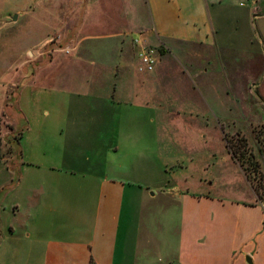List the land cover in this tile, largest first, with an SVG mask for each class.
Masks as SVG:
<instances>
[{"label":"crops","instance_id":"1","mask_svg":"<svg viewBox=\"0 0 264 264\" xmlns=\"http://www.w3.org/2000/svg\"><path fill=\"white\" fill-rule=\"evenodd\" d=\"M238 1L144 0L147 33L136 36L142 44H164L168 50L151 72L138 70L135 44L123 53L75 46L88 55L75 59L72 72L61 68L46 78H25L16 98L23 123L14 118L11 132L17 136L7 145L15 152L0 159L8 171L0 190L9 189L0 191V200L11 193L18 215L9 225L10 236L18 239L10 252L16 264H171L170 200L180 213L176 264H264V209L255 193L246 199L234 190L206 194L182 188L186 176H170V154L161 148L175 111L195 107L203 112L205 127L221 129L222 118L240 110L239 78L264 84V52L251 29L253 13L240 10ZM246 1L264 8L263 0ZM228 6L236 12L222 14ZM177 43L199 44L216 55L171 61L170 46ZM241 43H256L247 73L240 71ZM46 47L65 45L51 41ZM224 49L230 59L217 56ZM175 70L185 76L186 89ZM254 95L264 108V88ZM15 170L17 177H11ZM158 196L167 202L161 212ZM226 212H233L231 222L222 216ZM230 227L235 256L214 240Z\"/></svg>","mask_w":264,"mask_h":264},{"label":"rangeland","instance_id":"2","mask_svg":"<svg viewBox=\"0 0 264 264\" xmlns=\"http://www.w3.org/2000/svg\"><path fill=\"white\" fill-rule=\"evenodd\" d=\"M246 3V0H239L237 6L240 10L253 13L251 29L258 47L264 52V8L257 9L251 3ZM81 8H84L83 13H80ZM235 12L231 6L221 10L222 14ZM15 15L16 18L10 21ZM79 21L80 26L71 37L70 30ZM147 21L144 0H0V159L7 161L15 152V148L7 145L17 136L16 132H11L17 124L14 118L21 119L23 123L20 117L22 113L16 107V98L26 77L46 78L60 72L61 68H64L62 72L66 68L65 72H70V68L75 69V59L88 55L86 52H76L72 49L75 46L83 49L89 46H106L116 48L121 53L130 50L134 45L130 38L136 34L145 36ZM215 23L226 24L219 21ZM101 35L107 37H100ZM51 41L56 44L66 41L65 47L61 50L47 49L46 44ZM152 46L158 50L159 57L168 51L164 44ZM255 50L256 43L248 46L246 43L240 44L237 55L242 73L249 70L248 58ZM208 54L212 60L216 55L199 44L177 43L170 46L171 61L208 60ZM103 55L100 53L99 57L102 58ZM217 56L230 59L231 53L224 49L221 53L217 52ZM175 72L181 87L186 89L185 76L178 70ZM246 76L237 79L244 96L243 101L239 102L241 107L238 115L223 117L220 129L215 125L205 127L204 114L202 111H195V107L192 111H175L173 117H170V135L160 134L162 138L166 137L161 148H166V154H170V176H186L187 181H181L182 188L193 192L200 189L206 194H222L225 190H234L245 194L242 198L246 199L254 192L264 209V108L254 95H260L264 84L252 86ZM192 97L197 98L196 92ZM177 103L175 100L173 106L179 108ZM243 105L249 106V109H243ZM177 108L174 107L175 110ZM230 143L243 144L240 150L244 155L238 156L239 160L232 157L228 148ZM7 176L8 171L0 162V186ZM12 176L17 177V170L11 173ZM7 190L9 189L3 186L0 191ZM11 197V193H5L0 200L5 203L4 206L0 205V264H16L10 252L18 246V239L10 236L9 225L16 222L18 215H13ZM156 202L160 212L167 205L161 196L157 197ZM222 216L226 220L228 217L231 222L233 212ZM179 226V208L170 200L168 252L171 264H176L177 260ZM214 240L226 245L229 256L238 254L237 248L232 245L233 228L216 233ZM164 252L165 249H162L158 255L161 257Z\"/></svg>","mask_w":264,"mask_h":264},{"label":"built area","instance_id":"3","mask_svg":"<svg viewBox=\"0 0 264 264\" xmlns=\"http://www.w3.org/2000/svg\"><path fill=\"white\" fill-rule=\"evenodd\" d=\"M133 43L136 46H140V49L136 52L138 70L140 72L153 71L159 60L158 50L156 47L142 44L138 36L133 38Z\"/></svg>","mask_w":264,"mask_h":264},{"label":"trees","instance_id":"4","mask_svg":"<svg viewBox=\"0 0 264 264\" xmlns=\"http://www.w3.org/2000/svg\"><path fill=\"white\" fill-rule=\"evenodd\" d=\"M66 41L60 43L59 45L60 46H64L65 43H66ZM53 45H54V43H51L50 44V46H53ZM241 146H243V144H231V143H230V145L228 144V148L230 150V153H231L232 157L235 158V159H237V160H239L238 156H243L244 155L243 152H242V150H240V147ZM253 165L256 167L255 164H253Z\"/></svg>","mask_w":264,"mask_h":264},{"label":"water","instance_id":"5","mask_svg":"<svg viewBox=\"0 0 264 264\" xmlns=\"http://www.w3.org/2000/svg\"><path fill=\"white\" fill-rule=\"evenodd\" d=\"M16 18V15L15 16H13V18L12 19H15ZM249 260V259H248Z\"/></svg>","mask_w":264,"mask_h":264}]
</instances>
